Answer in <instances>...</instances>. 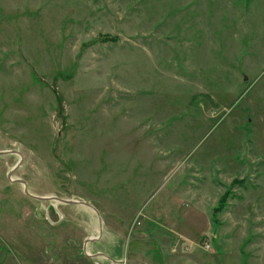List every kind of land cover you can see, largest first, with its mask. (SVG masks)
I'll return each mask as SVG.
<instances>
[{"label": "rangeland", "instance_id": "obj_1", "mask_svg": "<svg viewBox=\"0 0 264 264\" xmlns=\"http://www.w3.org/2000/svg\"><path fill=\"white\" fill-rule=\"evenodd\" d=\"M114 245L264 264V0H0V264Z\"/></svg>", "mask_w": 264, "mask_h": 264}, {"label": "crops", "instance_id": "obj_2", "mask_svg": "<svg viewBox=\"0 0 264 264\" xmlns=\"http://www.w3.org/2000/svg\"><path fill=\"white\" fill-rule=\"evenodd\" d=\"M89 244V243H88ZM92 247H94V245L92 246ZM110 252H112L111 254L110 253H108L109 255L106 257L108 260H106L107 261V263L108 264H113L115 261H117V262H119V256H117V255H113V252H117V250H116V247H115V245L114 246H112L111 247V251ZM115 261H114V260ZM110 260H112L113 262H111Z\"/></svg>", "mask_w": 264, "mask_h": 264}, {"label": "built area", "instance_id": "obj_3", "mask_svg": "<svg viewBox=\"0 0 264 264\" xmlns=\"http://www.w3.org/2000/svg\"><path fill=\"white\" fill-rule=\"evenodd\" d=\"M206 248H210V244L208 242L205 243Z\"/></svg>", "mask_w": 264, "mask_h": 264}, {"label": "bare ground", "instance_id": "obj_4", "mask_svg": "<svg viewBox=\"0 0 264 264\" xmlns=\"http://www.w3.org/2000/svg\"><path fill=\"white\" fill-rule=\"evenodd\" d=\"M47 197H48V195H47ZM49 197H50V195H49ZM62 198V197H61ZM67 200V199H66ZM70 200V199H69ZM56 202V201H55ZM77 202V201H76ZM68 203V202H67ZM81 203V202H80ZM68 204H70V203H68ZM72 204V203H71ZM94 217V216H93ZM95 220V219H94ZM96 235H98V234H96Z\"/></svg>", "mask_w": 264, "mask_h": 264}, {"label": "trees", "instance_id": "obj_5", "mask_svg": "<svg viewBox=\"0 0 264 264\" xmlns=\"http://www.w3.org/2000/svg\"><path fill=\"white\" fill-rule=\"evenodd\" d=\"M219 208L216 209V211H218Z\"/></svg>", "mask_w": 264, "mask_h": 264}]
</instances>
